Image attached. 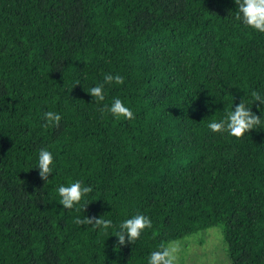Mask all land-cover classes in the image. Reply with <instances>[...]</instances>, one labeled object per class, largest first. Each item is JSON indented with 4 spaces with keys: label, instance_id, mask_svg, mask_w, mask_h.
I'll use <instances>...</instances> for the list:
<instances>
[{
    "label": "trees",
    "instance_id": "1",
    "mask_svg": "<svg viewBox=\"0 0 264 264\" xmlns=\"http://www.w3.org/2000/svg\"><path fill=\"white\" fill-rule=\"evenodd\" d=\"M235 9L0 0V264H145L160 245L215 225L231 264H264V123L240 139L207 128L264 92V33L235 22ZM106 74L124 83L95 104L87 91ZM115 98L134 119L101 111ZM42 148L56 165L45 181L33 169ZM75 180L93 189L84 212L59 204L57 187ZM137 213L152 228L115 249V226ZM84 215L114 227L76 224Z\"/></svg>",
    "mask_w": 264,
    "mask_h": 264
},
{
    "label": "clouds",
    "instance_id": "2",
    "mask_svg": "<svg viewBox=\"0 0 264 264\" xmlns=\"http://www.w3.org/2000/svg\"><path fill=\"white\" fill-rule=\"evenodd\" d=\"M236 5L233 20L239 25L258 33H264V0H233ZM124 83V77L121 75L106 74L103 81L95 84L87 93L91 96L95 104H102L105 100V86L113 84L120 85ZM4 103V101H3ZM253 105L256 106L259 115L252 111ZM209 111H212L211 106ZM264 110V92L253 90L251 93V107L241 101L226 113L221 119L208 122L207 128L213 133L227 135L230 138L240 139L264 123L262 111ZM102 112H107L114 119L132 120L134 119L133 111L126 106L124 101L119 98L113 99L110 105H103ZM216 112V111H215ZM43 119L49 124H58L61 116L52 111L45 112ZM54 155L46 148L39 150L35 166L39 177L45 181L55 171ZM92 187L85 185L83 181L75 180L67 185L61 184L57 187L56 192L59 197V204L64 209H82L85 210L86 202L84 198L92 192ZM75 223L81 226H91L95 230L108 233L114 227L111 219H104L100 216L89 217L84 215L78 216ZM152 228V220L149 216L137 213L122 220L115 226L114 248L119 249L122 246L135 244L141 236ZM180 249L174 242L162 244L156 250L150 251L146 257L145 264H176Z\"/></svg>",
    "mask_w": 264,
    "mask_h": 264
},
{
    "label": "rangeland",
    "instance_id": "3",
    "mask_svg": "<svg viewBox=\"0 0 264 264\" xmlns=\"http://www.w3.org/2000/svg\"><path fill=\"white\" fill-rule=\"evenodd\" d=\"M179 246L176 264H231L222 225H215L173 241Z\"/></svg>",
    "mask_w": 264,
    "mask_h": 264
}]
</instances>
